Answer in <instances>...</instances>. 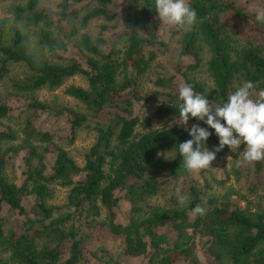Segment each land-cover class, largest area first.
Masks as SVG:
<instances>
[{
    "label": "trees",
    "instance_id": "1",
    "mask_svg": "<svg viewBox=\"0 0 264 264\" xmlns=\"http://www.w3.org/2000/svg\"><path fill=\"white\" fill-rule=\"evenodd\" d=\"M0 1H5L10 17L6 25L0 20V83L7 84L10 95L28 97L26 108L16 112L6 96L0 98V264H86L87 252L102 264H121L120 258L138 256L146 258L145 264H203L196 256V242L202 243L206 264H264L263 204L237 190L216 194L199 180L176 185L188 173L178 144L191 137L184 127L155 126L154 121L178 117V91L161 90L144 97L136 89L137 78L154 59L148 47L157 43L155 37L149 29V37L141 33L146 24L157 28L154 0H143L136 13L126 11L120 16L110 9L113 0H89L95 5L81 16L86 0H60L57 12L48 10L46 0ZM188 2L197 19L181 35L180 54L192 57L189 67L197 68L206 47L213 88L207 89L187 72H182L183 82L214 105H222L246 81L254 84L252 94L264 91V40L250 37L263 36L264 29L254 21L245 25L246 13L234 1ZM226 11H231L232 24L239 27L245 43L240 44L225 27ZM97 17L122 22L121 28L92 40L81 30ZM69 46L78 49L80 61L62 64L39 58L43 48L56 55ZM16 64L23 73L12 77L9 66ZM75 75H82L86 86L68 85L64 94L83 104L87 112L62 108L56 113L64 112L70 125L68 145L78 129L93 131L94 141L82 165L56 144L52 132L35 124L37 111L52 108L34 92L56 89ZM168 82L157 85L165 88ZM156 96L160 99L154 102ZM141 102L153 107L146 118L132 114L133 105ZM192 124L208 128L212 134L205 143L214 150L219 144L214 130L195 118L189 119L187 127ZM228 150L225 146L217 152L215 160ZM165 152H172L173 158L165 159ZM19 155L22 172L15 182L6 168ZM56 186L68 188L62 206L49 203ZM182 195L188 198L184 204L178 202ZM24 197L32 198L31 208L23 204ZM121 199L129 205L123 220L118 214ZM197 205L206 209L204 215L193 214ZM94 227L121 239L119 258L104 246L88 250L89 231Z\"/></svg>",
    "mask_w": 264,
    "mask_h": 264
},
{
    "label": "rangeland",
    "instance_id": "2",
    "mask_svg": "<svg viewBox=\"0 0 264 264\" xmlns=\"http://www.w3.org/2000/svg\"><path fill=\"white\" fill-rule=\"evenodd\" d=\"M60 0H46L45 6L48 10L52 12L58 11V2ZM143 0H138V3L134 0H113L110 4V9L119 16L124 14L126 11L136 13V10L139 8V4ZM229 2H236L237 6L244 9L246 19L244 21L245 25H250L251 23L256 22L261 28L264 29V24L256 21L255 11L259 8H264V0H228ZM5 1H0V20H3V24L6 25V18H10L5 12L4 8ZM95 3L92 1L86 0L80 7L79 15L85 14L89 9H91ZM129 8H132L131 10ZM231 11H226L223 14L225 18L224 25L230 32L233 34L234 38H238L241 43H245V40L242 39L237 28L238 26L232 24ZM231 17V18H230ZM121 24L116 22H108L102 17H97L91 19L86 23L81 32H87L92 40H95L97 36H109L108 32H113L121 28ZM107 25V31L102 30V26ZM194 25V24H193ZM192 25V26H193ZM147 28L141 33L149 37V34H153L156 42L155 44L148 47L149 52L154 55V59L149 63V66L145 72H143L137 78L136 89L144 97L149 96L152 92L166 90L167 92L178 91L179 85L184 83L182 72H187L188 76L196 79L197 81L204 83L207 89L213 88V83L209 73L207 72V60L209 58V52L206 47L202 48L200 56L202 61L200 62L197 68L189 67L192 64L193 59L190 56H182L179 50V40L181 35L187 30L192 28L185 27L180 28L176 26L166 25L157 20V28L153 29L149 24H146ZM241 26V25H240ZM148 29L151 31H148ZM252 34L255 33L254 30L251 31ZM263 36L251 35L258 40H264ZM244 38V37H243ZM38 55V54H37ZM42 59H47L52 62L66 64L73 59L80 61L81 54L77 48L69 46L66 50H59L58 54H52L47 49L43 48L39 52ZM23 73V67L16 64L9 66V75L12 77L21 76ZM167 86L162 88L160 85H157L159 81H168ZM78 85L86 86V80L82 75H75L65 80V82L58 88L49 90L47 88H42L34 92L36 98L40 101L46 102L52 108V110H43L36 112L35 124L42 127L44 130H49L54 134L55 142L58 146H61L69 151V154L73 157L78 165H82L85 152L88 150L91 143L94 141V133L88 128L78 129L76 132V137L72 145L67 144V137L69 136V123L63 113H56V110L62 108L71 109L79 113H86V109L83 104L78 102L72 97L64 94V88L68 85ZM8 86L6 83H0V98L7 97L6 102L9 106L14 108V112L18 109H25L24 102L28 101L27 96H15L10 95L8 92ZM252 98L258 99L259 93H253ZM157 99H160L159 96L153 97L154 102ZM153 110L152 105L141 103H135L132 108V114L138 115L141 118H146L151 115ZM173 117L176 116H165L157 118L154 121L155 126L169 125L173 121ZM175 123H172V125ZM245 146L238 148L235 152H232L230 149L219 159L212 161L210 168L202 170L198 173L188 172L186 175L181 176L179 181L176 183L177 186L182 185V183L196 182L197 180L207 182L212 188L211 190L216 194H223L227 190H237L239 193L244 194L247 198L253 201H259L260 204L264 205V161L259 162L257 170L255 169L256 162L253 163H241L237 165L236 161L241 160L243 156ZM167 160L173 158L172 152L163 153ZM52 154L47 156L49 164L52 163L53 157ZM163 157L165 158V156ZM20 156L15 158L14 165L9 163L6 168V174L8 178L12 181L18 182L21 178L22 169L19 166ZM165 158V159H166ZM14 162V161H13ZM236 167L239 170V173H236ZM255 186L254 189H252ZM172 187V183L169 184L168 188ZM68 192L67 187L56 186L55 193L53 198L49 200V203L52 205L62 206L65 203L66 195ZM251 192H254L251 193ZM170 190L167 191L166 196L170 195ZM232 199L238 197V195H231ZM32 198L24 197L23 204L31 208ZM241 204H244L243 202ZM121 212H118L121 219L127 216V210L129 205L123 199L120 200L119 204ZM103 212L105 208L102 209ZM8 216V215H7ZM104 216V214H102ZM11 217V216H10ZM89 238L87 241V248L91 252L100 246H104L108 253L114 255L116 258H119V249L121 247V239L111 235L106 229H101L94 227L89 231ZM202 243H195V252L199 260L206 264L207 255L204 252ZM121 264H145L146 258L144 256L138 257H126L125 259L120 258ZM86 264H102L96 260V258L87 252V262ZM181 264H189L188 261L181 262Z\"/></svg>",
    "mask_w": 264,
    "mask_h": 264
},
{
    "label": "clouds",
    "instance_id": "3",
    "mask_svg": "<svg viewBox=\"0 0 264 264\" xmlns=\"http://www.w3.org/2000/svg\"><path fill=\"white\" fill-rule=\"evenodd\" d=\"M154 5L156 16L163 24L185 28L196 22L197 12L188 0H154ZM255 19L264 24V8L255 11ZM253 89L254 84L246 81L227 97L226 102L214 105L204 94L195 92L191 84L179 85L181 103L178 117H173L169 127L172 123L184 127L191 137L178 144V154L186 171L198 173L212 167L216 153L225 146L232 152L241 145L245 146L242 159L236 161L237 165L264 161V91L259 92L258 99H254ZM190 118L203 121L214 130L219 140L214 150H209L205 143L212 133L198 124L188 128ZM187 199L182 195L178 197V202L184 204ZM192 211L193 214L204 215L206 209L197 205Z\"/></svg>",
    "mask_w": 264,
    "mask_h": 264
}]
</instances>
